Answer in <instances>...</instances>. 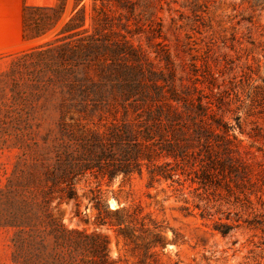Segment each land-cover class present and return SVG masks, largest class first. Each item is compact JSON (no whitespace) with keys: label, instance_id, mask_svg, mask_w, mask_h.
Returning <instances> with one entry per match:
<instances>
[{"label":"rangeland","instance_id":"rangeland-1","mask_svg":"<svg viewBox=\"0 0 264 264\" xmlns=\"http://www.w3.org/2000/svg\"><path fill=\"white\" fill-rule=\"evenodd\" d=\"M24 3L39 9L24 19ZM23 32L39 36L24 41ZM45 43L54 49L53 69L34 67L36 58L21 65L13 79L29 97L13 101L7 73L14 53ZM69 71L81 78L73 90L42 93L23 84ZM0 110V186L20 158L13 147L20 134L42 142L64 127L107 143L115 126L134 136L149 125L155 146L184 147L183 161L156 162L178 183L152 180L145 165L112 179L88 173L76 187L78 203L61 206L70 227L108 236L113 260L137 263L142 240L160 234L157 264H264L261 182L226 175L205 186L200 179L206 156L222 145L216 135L229 140L236 165L264 174V0H0ZM118 208L137 214L129 228L138 244L118 234ZM220 224L232 227L228 235L215 230ZM11 236L0 228V264H12Z\"/></svg>","mask_w":264,"mask_h":264},{"label":"trees","instance_id":"trees-1","mask_svg":"<svg viewBox=\"0 0 264 264\" xmlns=\"http://www.w3.org/2000/svg\"><path fill=\"white\" fill-rule=\"evenodd\" d=\"M34 9L39 8L24 3L22 17L25 19ZM38 36L37 34L29 38L25 32L22 34L24 41ZM53 50L51 43H45L14 53L17 59L12 62L7 73L12 80L10 91L13 101L24 102L29 97L20 92V84L17 79H13L18 68L21 65H25L26 68L31 66L30 61L36 58V62H33L34 67H41L42 70L53 69V65L47 60ZM72 54L74 56L79 53L72 51ZM60 57L66 56L61 53ZM53 72L61 76V72L57 70ZM80 82L81 78L73 71H69L67 77L51 79L46 84L28 82L23 84L27 88L43 93L54 92L56 87L73 90ZM32 97L38 100L41 95L36 96L32 91ZM63 104L61 99L60 110L65 107ZM1 112L2 110L0 115ZM5 113H8V110ZM129 128L126 125L121 129L113 127L106 137L107 143L101 142L97 135L89 137L85 133L75 135L76 139L64 127L58 128L57 133L52 131L44 135L42 142L31 143L24 139L23 134L18 135L20 144L16 143L13 147L21 150L20 158L7 182L0 186V228H9L12 231V264H121L110 257L107 235L100 231L89 232L87 229L70 227L60 215V208L71 202L78 203L76 187L88 173L92 176L97 173L102 178L112 179L120 174L127 176L134 172L142 173V167L145 165L152 180L179 182V178L175 179L178 177L177 174L164 172L163 166L156 162L160 158H171L175 162L178 159L183 161L184 147L176 142L164 147L155 146V137L152 134L154 127L149 125L134 136ZM215 137L222 145L218 144L213 155L206 156L207 163L202 166L200 176L202 184L206 186V183H209L211 186L214 176L226 178L227 175L247 181L251 186L259 182L264 186V174L257 178L248 170V166H243L239 162H237L239 165H236L228 154L229 148L226 145L229 140L219 135ZM116 149L120 155L115 153ZM251 175L256 177L255 180L249 177ZM113 214L117 219L118 234L125 240L130 239V242L138 244L130 236L134 229L129 228L131 224L137 222L135 218L137 214H129L125 208L115 209ZM76 216H80L78 210ZM97 225H105L104 220L100 219ZM231 229L228 224H220V228L215 230L226 236ZM163 246L164 238L160 234L142 240L141 247L144 252L135 264H157L156 254L152 250Z\"/></svg>","mask_w":264,"mask_h":264},{"label":"crops","instance_id":"crops-1","mask_svg":"<svg viewBox=\"0 0 264 264\" xmlns=\"http://www.w3.org/2000/svg\"><path fill=\"white\" fill-rule=\"evenodd\" d=\"M19 14H16V20L18 21Z\"/></svg>","mask_w":264,"mask_h":264}]
</instances>
